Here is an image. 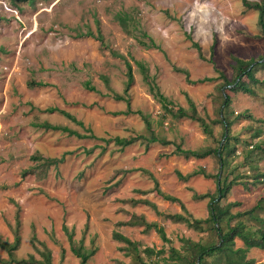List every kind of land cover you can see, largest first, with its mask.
<instances>
[{
    "label": "rangeland",
    "instance_id": "rangeland-1",
    "mask_svg": "<svg viewBox=\"0 0 264 264\" xmlns=\"http://www.w3.org/2000/svg\"><path fill=\"white\" fill-rule=\"evenodd\" d=\"M116 14L126 18V28L116 21ZM87 31L98 33L100 39L78 35ZM259 33L257 12L245 8L241 0H0V240L11 243L17 233L13 256L40 259L37 250L46 248L50 264H79L69 245L80 244L94 250L86 264H183L170 248L181 255L185 238L214 241L211 230L198 233L158 215L156 211L183 212L156 189L179 199L192 218L207 216V198L194 200L192 194L214 193L216 159L168 153L175 144L184 149L217 144L222 132L214 123L221 102L218 71L230 80L232 56L247 60L263 55L264 37ZM191 42L198 44L202 58ZM124 61L132 76L126 93L130 109L140 111L153 133L171 144L144 146L136 141L120 150L112 141L114 136L149 133L139 114L119 113L126 104L112 97L122 93L127 79ZM175 68L186 70L190 82ZM254 75L261 79L264 70ZM150 85L173 108L187 107L189 98L210 134L202 133L195 121L165 115L150 94ZM255 90L254 98L227 91L233 114L246 112L252 117H239L229 126V134L239 140L248 139L256 128L264 137V123L256 121H264V88L260 84ZM44 122L94 137L77 138L38 126ZM88 148L92 150L85 154ZM235 148L240 152L238 143ZM35 154L49 158L63 154V159L41 178L38 161L30 159ZM240 160L238 154L226 170ZM256 165V171H264V159ZM198 168L212 177L196 174L182 181L175 173L183 176ZM256 171L246 172L250 176ZM251 179H245V188L231 187L220 203L238 202L230 212L251 207L264 195V180ZM136 200L153 203L156 211ZM134 215L162 226L169 241L163 242L152 229L144 231L142 225L115 226ZM246 225L254 227L251 221ZM113 230L127 237L134 251L112 240ZM145 247L154 252H142ZM242 247L235 238L232 249ZM7 258L0 247V264H14ZM229 258L264 264V252L257 248L244 254L235 251ZM204 260L214 263L213 257Z\"/></svg>",
    "mask_w": 264,
    "mask_h": 264
},
{
    "label": "trees",
    "instance_id": "trees-1",
    "mask_svg": "<svg viewBox=\"0 0 264 264\" xmlns=\"http://www.w3.org/2000/svg\"><path fill=\"white\" fill-rule=\"evenodd\" d=\"M23 1V0H20ZM242 5L245 8H251L257 12V24L259 27V35L264 37V0H254L252 2L247 0H241ZM116 21L121 25L124 29L125 25V17H122L118 14L115 15ZM81 36H91L96 39H100V35L92 34L89 31L85 33L78 34ZM77 35V36H78ZM145 45V44H144ZM191 46L197 50L199 58H202L199 52V46L195 42H191ZM233 60L232 64V72L233 75L230 80H228L221 71H218V77L221 80V84L218 86V90H220L221 102L218 106L217 118L214 120V123L220 124L222 127V132L220 134V139L217 141V144L210 148L205 149H184L181 148L179 144H175L174 148L168 153L171 155L181 156L184 159H200L206 156H213L217 162V172L213 175V179L215 182V190L214 193H204V194H192V199L201 200L203 198H207L206 202V210L207 216L203 219L192 218L185 210L183 204L174 196L162 194L156 188V193L160 195L163 200H167L169 202H175L178 204L182 213H161L155 210V205L147 200H136V202H141L143 204L149 205L153 210L156 211L158 215H161L164 219L169 220L173 223H183L187 228H190L198 233H205L209 230L214 232V241H208L206 243L202 241L192 242L185 238L183 240L184 246L182 250L184 254H177V252L170 248L173 254L176 255V258L182 257L185 261L183 264H204V257H213V264H254L253 261L250 260H238L233 261L229 258V255L234 256L235 251L238 253L241 251L242 254L246 252L249 248H257L263 250L264 252V195L255 200L254 204L242 211L230 212V208L234 206H238L239 203L236 201L226 202L225 204H221L220 201L226 197L229 193L231 187L236 185H242L244 187L246 185V180L252 177L251 181H263L264 180V171L258 172L256 162L259 159H264V137L261 138V130L256 128L253 130L252 134L248 139H240L233 134H229V126L234 123L239 117H246L248 119H252V117L246 112L233 114L232 110L229 108V104L231 101L230 95L227 93L231 92L233 94L239 92L241 94H246L252 98L257 96L255 87L260 85L264 88V77L257 78L254 74L264 70V53L259 56L257 59L249 58L247 60H243L237 57H231ZM127 70V79L125 80L124 87L122 89L121 94L113 93L112 97L117 100H123L126 104L125 110L119 112L121 114H129V113H137L140 115L144 122L145 128L149 131L147 136L136 134L128 137H118L114 136L112 141L114 144L118 146V149H123L124 147L131 145L138 141V143H143L144 146H147L150 143H159L161 145H169L172 142L169 140L157 137L153 131L150 129V122L143 116L140 111H133L130 109L128 98H127V89L132 80V76L130 73L129 63L124 61ZM137 63V62H136ZM140 71L144 73L145 69L142 65L138 64ZM176 71L182 72L188 82L187 79V71L184 69H176ZM242 78H245L243 80ZM210 79V78H204ZM204 79H199V81H203ZM104 82H106V78H103ZM31 85V84H29ZM41 85V84H38ZM84 85L89 90H94V87L89 85L88 82H85ZM223 88V89H222ZM224 88L225 91H224ZM150 94L159 102L160 109L165 115H169L174 119L178 118H187L192 121H195L199 124L202 133L210 134V130L202 117H200L195 109L193 102L187 98V107L176 106L173 108V105L167 100L165 96L159 93L158 88L155 85L149 86ZM55 108L49 109V111ZM61 114L66 116L67 118L74 119L73 116L64 112L62 110H58ZM257 122L264 123L263 120H256ZM38 126L43 127L44 129L51 130H60L65 132L67 135H73L77 138H93L92 134H79L75 130H71L65 126L52 125L47 122L42 124H38ZM104 141V140H103ZM239 144L241 150L240 152L236 150L235 144ZM94 147V146H93ZM92 148L84 149L85 154H89ZM167 154V155H168ZM241 154V160L235 164L230 171L226 169L231 165V160ZM32 160L38 161L36 164L37 169L40 168L39 172L40 177H44L46 170L49 167H56L60 161L63 159V154L59 158L55 157H42L38 154L32 155L30 157ZM237 168H245L244 172H234L233 170H237ZM42 169V170H41ZM246 171H256L254 174H250L248 176V172ZM176 175L182 180H187L190 176L201 174L204 177H212L209 174L205 173L201 168L197 170H193L186 175H181L178 172H175ZM243 181V182H242ZM155 183V182H154ZM245 188V187H244ZM134 202V200H133ZM133 219H129L126 222H116L115 226L121 225H142L143 230L147 231L152 229L156 232L159 238L163 242H168V238L165 236L164 230L162 226L157 225L155 222H147L143 219L142 216H132ZM246 221L253 222L254 227L247 226ZM65 231L67 238L71 241V237L67 234L65 227H62ZM112 240L123 242L127 247H131L134 251L135 248L131 246L132 242L125 237L120 232L113 230L111 232ZM237 238L240 240L242 244V248L232 249L234 244V239ZM18 235L15 232L13 241L8 243L4 240H0V247L4 249L7 254V263L14 264H50V253L45 248L38 252L40 259H35L32 255H28L27 258L17 259L13 256V251L16 249L18 244ZM128 249V248H127ZM70 252L79 259V264H86L87 259L93 254L94 250H86L78 245H69ZM234 251V252H233ZM142 252L147 254L153 253L152 248L145 247ZM160 252V251H158ZM229 261V262H228ZM140 264H151L140 261ZM173 264H179L174 262ZM260 264V263H259Z\"/></svg>",
    "mask_w": 264,
    "mask_h": 264
}]
</instances>
